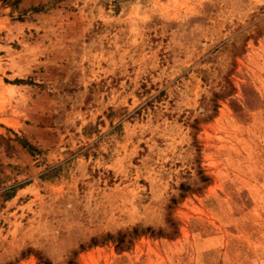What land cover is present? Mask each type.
<instances>
[{
  "label": "rangeland",
  "instance_id": "obj_1",
  "mask_svg": "<svg viewBox=\"0 0 264 264\" xmlns=\"http://www.w3.org/2000/svg\"><path fill=\"white\" fill-rule=\"evenodd\" d=\"M0 264H264V0H0Z\"/></svg>",
  "mask_w": 264,
  "mask_h": 264
}]
</instances>
